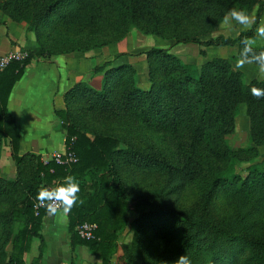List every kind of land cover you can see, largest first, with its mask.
I'll list each match as a JSON object with an SVG mask.
<instances>
[{
  "label": "trees",
  "instance_id": "1",
  "mask_svg": "<svg viewBox=\"0 0 264 264\" xmlns=\"http://www.w3.org/2000/svg\"><path fill=\"white\" fill-rule=\"evenodd\" d=\"M69 1L54 0L33 12L29 8L30 0H0V10L8 14L9 8L15 9L17 13H11L17 14L13 19L25 20L30 30H36L55 13L65 16L64 5ZM174 1L158 11L159 0H121L123 9L132 18L152 23V34L176 43L236 46L240 54L241 41L253 37L251 30H242L233 37H213L210 31L205 38L190 33L187 27L197 20L198 11L182 12L181 5L187 0ZM200 1L208 9H215L216 13L209 16L217 22L229 9L238 4L237 8H246L256 0ZM263 8L260 4L257 16ZM255 50H264V46H255ZM27 51L25 59L12 60L0 70V150L4 142L9 144L16 167L14 178L0 176V264H45L41 230L48 212L38 206L35 198L41 187L55 186L66 176H74L79 181V197L83 201L66 215L71 247L86 246L101 264H112L119 236L128 226L134 230L133 243L123 245V250L132 264L135 250L142 264H161L162 261L172 264L181 255L188 256L192 264H264V233L253 231L257 223L246 220L241 211L235 213L234 221L219 219L211 208V202L225 193L238 205L251 203L254 209L264 211V154L259 161L234 169L236 153L224 140V136L234 130L240 106H244L255 147L236 151L264 148V99H257L250 91L253 85L264 89V79L247 82L243 72L234 70L224 57L193 65L169 48L150 46L144 51L148 66L146 87L135 83L132 65L119 64L104 71L100 89L81 81L65 91V106L55 109V114L65 131L63 152H70L76 160L59 163L53 158L44 160L40 154L19 153V132L7 109L8 97L32 58L53 54L42 45ZM199 53L204 54V49ZM130 77L133 81L124 88L123 103H120L114 97L115 88ZM70 99L83 101L89 110L98 113H110L125 106L138 118L150 123L153 120L151 124L164 129L174 130L176 126L172 124L185 123L184 133L190 132L194 141L199 139L207 144L211 154L230 158L232 170L212 176L198 205L187 208L152 201L154 198L148 192L135 195L121 174L118 158L134 162L140 169L164 170L170 177L181 168L123 147L117 135L90 132L73 113ZM170 193L174 192L167 191V196H171ZM83 222L96 224L94 238L79 236L77 226ZM36 239L40 242L38 253L27 262L24 257Z\"/></svg>",
  "mask_w": 264,
  "mask_h": 264
},
{
  "label": "rangeland",
  "instance_id": "2",
  "mask_svg": "<svg viewBox=\"0 0 264 264\" xmlns=\"http://www.w3.org/2000/svg\"><path fill=\"white\" fill-rule=\"evenodd\" d=\"M52 1L54 0H30L29 8L36 12ZM174 2V0H159L158 11L164 10ZM183 4L181 5L182 12L198 11L195 14L197 20L187 27V31L190 33H196L205 38L208 35L207 32L210 31L213 37L218 35L233 37L242 30H251L252 38L257 40L255 46H264V40L255 36L256 28L264 22V8L257 16L258 8L260 4L264 5V0H256L246 8H242L246 10L253 21L252 27L248 29L235 21H232L231 24H224V17L221 21L214 22L209 15L215 14V9L213 7L208 9L200 0H187ZM215 4L216 2H213V5ZM64 7L65 16L55 13L45 25H40L36 30H30L25 20H14L12 16L17 14L11 15V13H17L14 11L15 9L9 8L8 14L1 10L0 12L11 21L24 25L31 34L34 46L42 45L53 53L51 56L67 58L69 68L74 75L71 86L84 81L95 89H100L106 69L119 64H130L134 67L135 83L146 87L148 85V66L144 51L150 46L169 48L183 61L193 65H200L213 57H224L229 60L234 70L237 69L235 65L239 54L236 46L211 45L205 47L194 42L176 43L172 39L152 34V23L148 20L132 18V15L123 9L121 0H70L65 3ZM17 9L19 11V8ZM256 19L257 23H255ZM200 49H204V54L199 53ZM105 63L109 64L105 65ZM239 70L243 72V78L247 82L252 79H264L260 76L255 64L245 65ZM132 81V77L125 78L122 85L115 88L114 97L120 103H123L121 94L124 88ZM64 94L62 97L63 106H65ZM68 102L78 120L90 132L117 135L121 138L123 147L150 154L181 168L176 172L178 174L170 177L164 170L140 169L134 162L118 158L121 174L135 195L148 192L154 198L152 201L173 204L181 209L187 208L191 205H198L212 176L221 171L232 170L230 158H220L211 154L207 144L199 139L194 141L193 134L190 132L189 134L184 133L186 132L183 127L185 123L172 124V126H176V129L169 130L155 127L156 125L151 124L154 122L153 120L150 123L148 120L138 118L133 111H128L125 106L110 113H98L89 110L83 101L70 99ZM249 128V118L246 115L245 107L240 106L234 130L224 136L225 144L228 148L234 149L233 151L236 153L234 169H241L252 161H259L261 154H264L262 146H257L255 150L251 151H236L255 147ZM14 171L16 175V167ZM167 191L174 193L167 196ZM149 194L148 196H150ZM211 203V208L215 211L214 215H217L216 217L219 219L234 221L235 213L241 211L242 214H245L246 220L250 219L257 223L253 231L264 233V211L251 207L250 201V206L245 203L238 205L229 195L222 193ZM0 207H2L1 204ZM133 236L134 230L129 226L120 234L118 251L114 256L113 264H132L129 258L124 255L123 245H131ZM132 259L133 264H142L138 250L134 251Z\"/></svg>",
  "mask_w": 264,
  "mask_h": 264
},
{
  "label": "crops",
  "instance_id": "3",
  "mask_svg": "<svg viewBox=\"0 0 264 264\" xmlns=\"http://www.w3.org/2000/svg\"><path fill=\"white\" fill-rule=\"evenodd\" d=\"M34 47L27 28L0 12V56L10 50ZM73 79L65 56L32 58L25 67L7 100V109L19 132L20 154L30 152L48 157L55 151H63L65 131L55 109L64 107L62 97ZM14 168L9 144L4 142L0 176L14 178ZM41 234L45 264H101L86 246L71 247L67 216L47 213ZM39 244L37 239L33 240L30 252L24 257L27 262L37 255Z\"/></svg>",
  "mask_w": 264,
  "mask_h": 264
},
{
  "label": "clouds",
  "instance_id": "4",
  "mask_svg": "<svg viewBox=\"0 0 264 264\" xmlns=\"http://www.w3.org/2000/svg\"><path fill=\"white\" fill-rule=\"evenodd\" d=\"M235 21L237 24L248 29L252 27V19L244 9L232 8L223 18L224 24H231ZM255 36L260 40H264V22H262L255 30ZM256 38H245L241 41L243 45L239 59L235 67L237 69L243 68L245 65H257L258 72L264 78V50L256 51ZM251 94L257 99H264V89L253 85L250 89ZM80 185L79 181L74 176H66L62 182L52 187H41L36 195V201L39 207H44L50 215H68L72 208L77 203H83L79 197ZM161 264H167L162 261ZM172 264H192L191 259L186 255H181L172 262Z\"/></svg>",
  "mask_w": 264,
  "mask_h": 264
},
{
  "label": "built area",
  "instance_id": "5",
  "mask_svg": "<svg viewBox=\"0 0 264 264\" xmlns=\"http://www.w3.org/2000/svg\"><path fill=\"white\" fill-rule=\"evenodd\" d=\"M28 56L26 49L10 50L0 56V70L6 67V65L12 60L21 61ZM43 157V156H42ZM53 158L56 162H69L75 161V157L70 152L55 151L49 157H43L44 160ZM96 224L90 222H83L77 226V231L80 237L85 239L94 238V232L96 230Z\"/></svg>",
  "mask_w": 264,
  "mask_h": 264
}]
</instances>
